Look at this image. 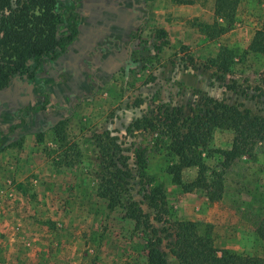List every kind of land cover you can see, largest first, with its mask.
<instances>
[{
    "label": "rangeland",
    "instance_id": "rangeland-1",
    "mask_svg": "<svg viewBox=\"0 0 264 264\" xmlns=\"http://www.w3.org/2000/svg\"><path fill=\"white\" fill-rule=\"evenodd\" d=\"M236 1L232 20H193L191 39L174 42L167 30L163 38L164 28L152 19L144 32H133L132 47L115 45V58L129 64L111 73L96 98L76 114V105L63 111L68 120L58 125L64 139L47 127L52 113H29L22 127L0 136V264H147V230L137 227L120 204L109 207L98 192V176L116 166L125 170L124 159L130 175L124 177L123 204L136 200L156 222L143 188L149 180L163 183L176 220L209 232L219 248L264 257V141L254 140L248 158L238 156L224 169V192L216 202L201 187L184 192L167 172L178 161L169 148L168 126L179 109L195 116L216 101L242 102V109L263 114L258 100L244 97L238 86L245 74L253 77L264 69V54L249 50L264 22V3ZM225 46L235 56L220 57L228 58L231 70L221 74L212 60ZM232 80L238 82L235 89ZM233 136L232 130L214 128L209 148H231ZM204 155L211 170H219L223 156ZM138 156L145 158V168H138ZM197 172L186 168L183 179L193 180Z\"/></svg>",
    "mask_w": 264,
    "mask_h": 264
},
{
    "label": "trees",
    "instance_id": "trees-1",
    "mask_svg": "<svg viewBox=\"0 0 264 264\" xmlns=\"http://www.w3.org/2000/svg\"><path fill=\"white\" fill-rule=\"evenodd\" d=\"M213 1L215 24L218 19L234 18L238 6L236 0ZM257 1L264 3V0ZM226 30L225 26L221 27V31ZM160 31L164 38L166 30ZM79 34L77 0H0V90L17 74H25L34 83L36 94L42 100L24 109L34 112L44 109L49 103V97L42 90V83L37 81L36 73L42 67L44 59L57 60ZM249 50L264 54V22L255 31ZM223 54L231 60L235 56L232 49L222 47L219 57L213 59L212 64L217 73L227 74L231 70L226 62L228 58L221 60ZM232 81L231 88L235 89L238 82ZM238 87L244 97L258 100L263 114L252 113L250 108L242 109V102L226 103L212 99L216 103L204 115L191 116L179 109V116L168 126L171 132L169 148L178 156V161L169 165L167 172L184 192L204 188L210 202L219 201L223 196L224 169L236 157L246 153L254 140L264 141V69L254 72L253 77L245 74ZM195 104H199V101L196 100ZM24 109L21 108L18 112L19 121L10 125L7 131L0 127V136H7L25 124ZM67 120L68 118H62L59 124L65 125ZM176 120L181 121V124H177ZM214 128L234 132L231 148H209ZM53 129L60 140L64 139L58 124ZM204 153L208 156H214L215 153L223 156L219 170H211ZM123 164L125 170L115 164L114 172L105 169L98 176V192L100 196L109 199V207L114 208L120 204L137 227L147 230V264H174L170 257H174L177 264H264V257L242 255L225 247L219 248L209 232L201 233L194 224L176 220V212L169 205L163 183L149 180V184L143 188V200L154 210L153 219L156 222L151 220L150 212H146L136 200L131 199L128 204H123L122 193L126 189L124 177L130 175L126 159ZM136 164L141 169L146 167L147 162L144 157L138 156ZM189 167H197L198 172L193 180L185 181L182 173ZM209 171L212 172V179ZM164 214L169 219L164 218Z\"/></svg>",
    "mask_w": 264,
    "mask_h": 264
},
{
    "label": "crops",
    "instance_id": "crops-1",
    "mask_svg": "<svg viewBox=\"0 0 264 264\" xmlns=\"http://www.w3.org/2000/svg\"><path fill=\"white\" fill-rule=\"evenodd\" d=\"M77 2V11L80 15L79 37L57 60L45 59L39 73L38 78L43 81L50 96V104L40 111L41 116L52 113L57 119L64 118L67 115H64L63 111L71 110L76 105L74 106L76 114L88 102L93 101L102 88V84L112 78L111 73L98 72L99 68L105 66L111 59H118L114 56L116 55L115 45L132 47L133 32L136 29L139 34L144 32L149 20L153 19L152 21L169 31L170 39L174 42L191 39L188 30L195 31L193 20L209 23L210 19L215 20L213 0L186 2L181 0H77ZM123 17H125L124 21ZM121 68L122 66L117 67L114 70L115 73L114 71L112 73H119ZM20 81L27 80L21 77ZM9 86L0 90V99L3 100L15 94L21 106L35 101L32 86H25V84L19 86L15 81ZM59 90L63 93H59ZM13 121V112L0 109V127L3 130H5L4 127L8 129L10 125L18 122ZM228 130L222 129V133ZM249 156L244 153L240 155V158L245 159Z\"/></svg>",
    "mask_w": 264,
    "mask_h": 264
},
{
    "label": "flooded vegetation",
    "instance_id": "flooded-vegetation-1",
    "mask_svg": "<svg viewBox=\"0 0 264 264\" xmlns=\"http://www.w3.org/2000/svg\"><path fill=\"white\" fill-rule=\"evenodd\" d=\"M77 9H78V2H77ZM78 12V11H77ZM120 15V14H119ZM118 17V16H116ZM127 18V17H126ZM125 17L122 18V20L124 21ZM79 37V36H78ZM130 52V51H129ZM128 53V52H127ZM47 59V58H46ZM129 59H125V58H118L116 60H109L105 66H103L102 68L100 67L98 72L100 71L101 74H108V73H112L117 67H121L123 65H126V64H129ZM45 61V59H44ZM52 61V60H51ZM44 64V62H43ZM42 64V66H43ZM101 69V70H100ZM42 70V67L40 68V70L36 73V79L38 82L42 83V90L45 91L47 94H48V97H49V103L46 105V107L44 109H46L48 107V105L50 104V96H49V93L48 91L46 90V87L43 83V81H41L38 77H39V73L41 72ZM115 73V71L113 72ZM16 76H20L25 78L26 80H28L33 86V93H34V99L35 101L32 103V104H29V105H19V102L17 101L16 99V96L15 94H12L10 97L8 98H5V99H0V109L2 110H5V111H11L13 112L16 117L18 118V121H19V117H18V112L21 108H25L26 106H32V105H36L38 103L41 102L42 98H40L39 96H37L36 94V91H35V88H34V83L32 81H30L29 79L26 78L25 74L24 75H20V74H17ZM14 76L11 81L9 82V84L6 86L8 87L9 85H11L13 83V80L14 78L16 77ZM6 87H4L3 89H5ZM42 109V110H44ZM25 110V113H26V120H27V116L28 114H34V115H39L40 110L39 112H34V111H27V109H24ZM64 118H68V116L64 117ZM62 119V118H60ZM60 119H57V118H54L52 121H51V124H49L47 127H49L51 125V128H53V126L59 124V120ZM26 123V122H25Z\"/></svg>",
    "mask_w": 264,
    "mask_h": 264
},
{
    "label": "water",
    "instance_id": "water-1",
    "mask_svg": "<svg viewBox=\"0 0 264 264\" xmlns=\"http://www.w3.org/2000/svg\"><path fill=\"white\" fill-rule=\"evenodd\" d=\"M13 81L17 82V84H19V86H21L23 84H25V86H33L28 80L25 82L20 81V76H16Z\"/></svg>",
    "mask_w": 264,
    "mask_h": 264
}]
</instances>
